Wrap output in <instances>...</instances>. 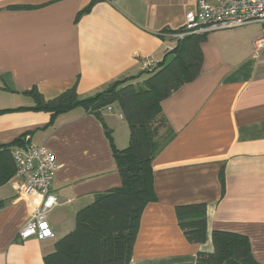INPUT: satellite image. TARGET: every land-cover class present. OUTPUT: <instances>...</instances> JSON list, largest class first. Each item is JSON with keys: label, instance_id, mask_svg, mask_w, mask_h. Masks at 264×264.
I'll return each mask as SVG.
<instances>
[{"label": "crops", "instance_id": "obj_1", "mask_svg": "<svg viewBox=\"0 0 264 264\" xmlns=\"http://www.w3.org/2000/svg\"><path fill=\"white\" fill-rule=\"evenodd\" d=\"M91 1L0 0V87L14 90L0 88V108L34 105L23 93L32 88L51 99L75 86L87 97L155 68L198 0H97L79 15ZM260 33L259 23L206 31L199 76L162 100L175 135L153 159L156 198L141 215L130 264H197L199 252L214 251L215 230L246 235L264 263V49L254 48ZM120 112L102 115L122 149L130 131ZM50 118L34 109L0 114V144L30 131L26 142L45 144L58 165V204L47 218L53 238H20L41 198L25 196L15 176L0 186V264H44L78 210L122 184L99 117L77 107L48 124ZM190 203L206 204L204 243L189 242L180 226L176 207Z\"/></svg>", "mask_w": 264, "mask_h": 264}, {"label": "trees", "instance_id": "obj_2", "mask_svg": "<svg viewBox=\"0 0 264 264\" xmlns=\"http://www.w3.org/2000/svg\"><path fill=\"white\" fill-rule=\"evenodd\" d=\"M96 1L92 0L79 15ZM184 30L181 26L171 32ZM175 37V46L155 68L118 79L96 94L81 97L74 86L46 99L38 89L32 88L23 93L33 98L34 105L0 108V114L20 109L44 110L50 113L48 124H51L59 114L83 107L103 122L121 174L120 186L98 193L92 203L78 210L74 228L55 241L53 250L44 256V264H130L141 215L146 204L156 198L153 159L175 135L162 112L161 102L196 79L203 63L201 44L206 32L187 31L182 37ZM0 88L14 92L8 86ZM113 103L119 105L129 125V143L122 149L115 145L102 115ZM29 134L30 131L25 132L10 143L0 144V186L14 177L16 164L12 151L26 144ZM176 212L187 240L204 243L206 204L178 205ZM213 244L214 251L198 253L197 264H264L255 258L250 240L244 234L215 230Z\"/></svg>", "mask_w": 264, "mask_h": 264}, {"label": "built area", "instance_id": "obj_3", "mask_svg": "<svg viewBox=\"0 0 264 264\" xmlns=\"http://www.w3.org/2000/svg\"><path fill=\"white\" fill-rule=\"evenodd\" d=\"M252 23L261 25V33L254 41L256 52L264 49V0H198L194 9L186 13L182 37L187 31L201 33L208 30L231 29ZM112 110V104L107 107ZM120 118H124L122 112ZM28 138V137H27ZM15 177L23 183V193L29 198L40 197L38 207L32 206L30 217L20 230L19 237L36 236L44 240L54 237L48 213L58 204L52 184L58 167L54 153L45 144H24L13 149Z\"/></svg>", "mask_w": 264, "mask_h": 264}, {"label": "rangeland", "instance_id": "obj_4", "mask_svg": "<svg viewBox=\"0 0 264 264\" xmlns=\"http://www.w3.org/2000/svg\"><path fill=\"white\" fill-rule=\"evenodd\" d=\"M115 104H117V103H114V108H115V112H119V107H117ZM123 122H122V125L124 124H126L127 125V127L129 128V125H128V122L126 121V119L124 118L123 120H122Z\"/></svg>", "mask_w": 264, "mask_h": 264}]
</instances>
